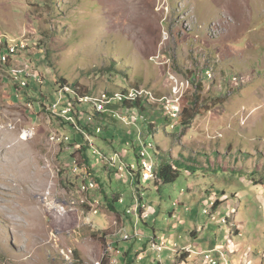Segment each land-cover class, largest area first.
<instances>
[{
    "label": "rangeland",
    "instance_id": "1",
    "mask_svg": "<svg viewBox=\"0 0 264 264\" xmlns=\"http://www.w3.org/2000/svg\"><path fill=\"white\" fill-rule=\"evenodd\" d=\"M11 48L16 60L5 61L9 71L0 69V264H101L104 256L118 264L113 241L122 253L139 242L142 259L134 264L159 258L174 264L168 234L184 244L178 236L198 227L194 249L239 239L245 259L264 264V0H0V54L11 57ZM25 75L38 80L27 88ZM60 78L103 104L113 94V103L137 95L153 105L145 115L157 119L154 135L139 117L133 125L118 123L112 145L103 130L93 139L98 153L89 152L90 173L102 181L95 191L79 190L85 176L79 152L65 143L70 134L51 97H43ZM233 82L240 83L229 88ZM176 102L187 107L185 126L161 118ZM127 135L136 139L131 147L123 146ZM147 135L142 148L149 141L159 153L153 147L142 153L137 139ZM133 144L155 165L162 157L179 162L174 182L141 181L147 224L135 225L124 213L137 194L125 168L127 160L137 164ZM114 151L122 159L117 155L111 166ZM114 194L121 198L111 204ZM213 198L211 216L203 208ZM234 222L244 226L242 237L233 234ZM134 229L141 240H119ZM152 236L166 242L160 253L149 248ZM219 253L212 252L216 264H243L242 253ZM194 257L188 264H203Z\"/></svg>",
    "mask_w": 264,
    "mask_h": 264
},
{
    "label": "trees",
    "instance_id": "2",
    "mask_svg": "<svg viewBox=\"0 0 264 264\" xmlns=\"http://www.w3.org/2000/svg\"><path fill=\"white\" fill-rule=\"evenodd\" d=\"M19 53H21V52H18L17 54H19ZM8 57H10V56H8ZM5 61L6 60H3L2 63L0 64V69L8 70L10 65H9V63H6ZM3 62H5V63H3ZM12 75L20 76L19 73L18 74H12L11 73V76ZM28 77L30 79L26 80V82L24 83V85L27 88L32 85V84L30 85V83L35 84L36 81L38 80V78L32 79V76H29V75H25L22 78H28ZM13 78L15 79V77H13ZM17 81L19 84H21L22 81H24V80L18 79ZM63 88H70L72 91H67V90L65 91V89H63ZM120 88L121 89H119V91H121L122 93H125L128 89V88H124V87H120ZM51 90L52 91H47V95H45V94L43 95V97H45V98L47 96L51 97L50 99H48L50 106L53 103H55L56 100L59 98L60 95H58V92L61 91V100L63 102L61 101L60 106H63L65 103L72 101L74 109L78 111V112H76V111L72 110V116L74 117L76 124L72 123L70 121H67L65 119L64 120L62 119L63 121L62 120L60 121V125H62L63 128L68 130V132L70 134V135H67L69 137V140L67 139V142H65V143H69V146H72L75 152H77V153L79 152L80 165H83V167L85 168V171H84L85 176H84L82 183L85 182L86 180L95 181L98 185V188L102 187V181L100 179V176H97L95 174L93 175L90 173L91 167L93 165V162H92L93 160H92L91 154L89 152H91V147H93V146L90 147V145H88V139H83V131L89 133L90 135H93L94 137H97L98 134L95 133L94 131H95V127L97 125H99V128L107 133V136H105V139L103 138L105 144L106 145H110V144L112 145L111 140L114 138L113 132L117 129L118 123H120L124 126H127V125L123 124L122 122H120V120L118 119L117 116L121 115V116H126L128 119L134 120V123H136V121H137V119H139V117L142 118L143 122H141V123L145 124L146 130L148 132L147 134L148 135H154V133H155L154 130H152V128L155 126L157 119L148 120V118L145 115V113H146L145 111L148 110V108L146 106L151 105L149 107V108H151L153 105L148 104L147 99L143 96H137L133 100L123 99V101H121L120 103H111V104L107 103L106 109L103 112V111H97L96 108L93 107V105L90 104L89 102L86 104V103L79 101V99L81 97H83L85 95L91 96L92 94L83 90L81 86H79L75 83H68V81H66L64 78H60L59 80H55L53 82V86L51 87ZM26 92H27V95L30 96L31 99L34 98V97H32V94H34L32 92V90L30 92H28V90H27ZM112 95H107L106 98H109ZM85 105H89L91 110L88 109ZM186 108H187L186 105L181 103L180 115L177 119V124L182 125V126L187 125L189 123V120H191V118L186 120L183 117V115L186 113ZM163 112H164V115L161 114L162 115L161 118L163 119V121L168 122L169 120H171L169 118L170 117L169 114L164 110V108H163ZM57 118L61 119V117H59V116H57ZM87 121H88V123H86ZM174 126H175V124H174ZM62 134L65 135V133H62ZM148 135L146 136L147 138L143 137V141H145V139L149 140ZM126 140H132V139L127 135ZM125 141L123 143V146L125 145ZM107 142L110 144H108ZM135 142H136V139H135ZM132 148H134L132 150V155L137 159V164L135 165L133 163L135 165V169L130 168V163H132V162H130V160L125 161V163L127 165V170L129 172V178L131 179V182L133 181V183H134L133 188H135V191L137 192V194H135V195L138 196L139 192H140L139 185L142 181L141 177H142V172H143V167L141 165L142 156L139 155L138 152H136V150H135V149L138 150L137 145L133 144ZM114 150H116V149H114ZM151 150H155V152L159 153L160 147L155 146V148L153 147V149H151ZM75 152H74V154H75ZM74 154L71 153L69 158H73ZM99 154H100L102 160H104V158H106V154L104 152L99 151ZM154 155H156V154L154 153ZM92 157H95V156H92ZM162 158H163V160L155 165L156 179H155V181H152V182H155L156 184H169V183L174 182L179 175V162L178 161L171 162V161L165 159L164 157H162ZM139 159H140V165H139ZM184 162L189 163V161H187L186 159L184 160ZM96 190H98V189H96ZM120 198L121 197L118 198L116 196V194H114L113 200L111 201V204H112V202L113 203L119 202ZM138 198L141 199L139 196H138ZM125 215H126V213H125ZM170 215L172 217L174 214H170ZM147 222L148 221L144 222V224H147ZM116 250L118 251V253H121V255H120L121 264H134L135 259H137L136 253L139 251L137 249L136 252L133 253V255H130L131 249L124 251L123 253L121 252L120 249H119L120 250V252H119L118 248H116ZM177 254L181 258H184V257L187 258L188 257V255L184 254V251H179V252H177ZM109 259H110L109 256H104L103 259L101 260L102 261L101 264H106Z\"/></svg>",
    "mask_w": 264,
    "mask_h": 264
},
{
    "label": "built area",
    "instance_id": "3",
    "mask_svg": "<svg viewBox=\"0 0 264 264\" xmlns=\"http://www.w3.org/2000/svg\"><path fill=\"white\" fill-rule=\"evenodd\" d=\"M14 55H15V48H12L11 57H4L3 54H0V64L2 63L3 60H16V59H14ZM12 74H15V73H12ZM239 83L240 82H233V83H228V85H229V88L230 87L234 88ZM58 95H60L59 98L50 107L53 108V111L55 112V114L57 116L61 117V119H59L60 121L62 119L63 120L65 119L67 121H70V122L76 124L75 119H67V112L68 111H72L73 110V111L78 112L77 110L74 109L72 101H70L68 103H65L63 106H60L61 105V101H62L61 100V91L58 92ZM93 107H95V106H93ZM168 109H169V111L172 114V119H178V110H180L179 103L176 102V106L168 107ZM120 122H122L125 125H133V124H135L133 121H131L129 119H127L126 121H120ZM86 123H88V121ZM171 127L174 128V124H172ZM101 131H102V129H100L99 125H97L95 127V131L94 132L99 134ZM94 138L95 137L93 135H90L89 133L83 131V139H88V145H95L94 142H93ZM67 139L69 140L68 136H67ZM131 141L132 140H126L125 141L127 147H131ZM133 141H135V140H133ZM137 141H141V149H143L142 148L143 137L139 136ZM136 152H137V150H136ZM113 155H120V154H117L115 151L112 152V154L108 158L109 164L111 166H112V162H113ZM121 159H122V156H121ZM147 159H148V172H149L150 171L151 159L148 156H147ZM139 165H140V159H139ZM125 168L127 170V165L126 164H125ZM130 168L131 169H135V165L133 163H130ZM127 173H128V176L127 175L126 176L129 178L128 170H127ZM120 177H123L122 173L120 174ZM81 184H82V182H81ZM96 184L97 183L95 181H93V189H94V191L96 190ZM73 197L74 196H72L71 198H73ZM68 201L71 202V199H69ZM215 202H216V198L211 199L209 201L208 208H206V207L203 208V213L210 214L212 216V212L211 211L214 208ZM143 205H144L143 202H141V200L136 195H134L133 196V202L131 204H129V206L126 207V209H125L126 215L134 217V224L135 225L137 223H139L140 221L146 222L151 217V216L150 217H143L142 216ZM184 207H185V210H190V208L187 205H184ZM91 211H92L91 214H97L98 213V210L96 208L92 209ZM173 217H174V215H173ZM88 222L90 223V219L89 218H88ZM134 224H133V226H134ZM131 238H138V239L141 240L140 232L137 229H134L133 235L131 236V235L128 234V232L126 230H123V235L120 236L119 240L120 241H127V240H130ZM111 245L113 246V251H115V253H116V247H115L114 241L111 243ZM149 248H150V250H155L158 253H160L163 248H166V242H165V240H161V241L158 242L155 238H150L149 239ZM187 249H194V248H193L192 245H188L187 247L182 249V251L184 250L185 252H187ZM212 252H213V250L199 251V252H197V255L201 256V260L202 259H210V264H215V258L212 256ZM120 255H121V253H118V264H121L120 263ZM137 258L138 259H142L141 254L138 255Z\"/></svg>",
    "mask_w": 264,
    "mask_h": 264
},
{
    "label": "crops",
    "instance_id": "4",
    "mask_svg": "<svg viewBox=\"0 0 264 264\" xmlns=\"http://www.w3.org/2000/svg\"><path fill=\"white\" fill-rule=\"evenodd\" d=\"M225 202H223L220 207L224 206ZM263 208H264V200H263ZM172 226L174 228H178V225L176 222H174L172 224ZM202 228V227H201ZM233 230H234V235H237V237H242L243 236V230H244V226L242 224H237L236 222L233 223L232 226ZM193 231H195L194 233H192ZM198 231H199V227L195 228L194 230L190 231L188 235L184 236H178L177 239H180L181 242L184 241L185 243H179L177 242L178 240H176L175 238V234H168V242H171V247H167V250L169 251V257L172 258L173 263L174 264H188V260L192 257V256H197L194 257L196 263L197 262H201L204 264V260H201V257L197 255V252L199 251H209V250H213V252H216L219 254V251H222L225 254V257L227 255V253H238L241 254L243 256V264H250L251 262L247 259H245L246 255H247V250L243 245V242L241 240H237L234 241L231 238H227V242L222 243V242H218L216 243L214 246H210V247H203L201 245H195V249H193V253L190 254L187 258H181L177 253L178 250H182L185 247H187L188 245H192L191 241L194 240H198ZM153 232L155 233L154 229ZM151 238H155V236H152ZM230 239V240H229ZM112 241V240H111ZM139 244V242H137L136 244L130 243L128 245H126L124 248H122L123 251H126L127 249H131L130 255H133L134 252H136V250L138 248H136V245ZM141 244V243H140ZM140 246V245H139ZM193 246V245H192ZM126 248V249H125ZM228 248V250H227ZM264 257V256H263ZM207 262V260H206ZM217 263V261H215V264ZM152 264H163L162 260L159 258L157 260H155ZM208 264V262H207Z\"/></svg>",
    "mask_w": 264,
    "mask_h": 264
},
{
    "label": "bare ground",
    "instance_id": "5",
    "mask_svg": "<svg viewBox=\"0 0 264 264\" xmlns=\"http://www.w3.org/2000/svg\"><path fill=\"white\" fill-rule=\"evenodd\" d=\"M11 50H12V48H11ZM207 73H206V75L209 77V76H212V73H210V72H208V71H206ZM69 87V86H68ZM63 89H65V91L67 90V91H72L70 88H63ZM136 96L137 95H135L134 97H132V98H136ZM115 97H117V99L118 100H120V98H119V96L118 95H115ZM126 98H128V97H126ZM104 100L106 101V103L105 104H103V103H101L100 101H98L97 99H93L92 97H88V96H83V97H81L80 99H79V101H81V102H91V104L93 105V106H95V108H96V110L97 111H103L104 112V110L106 109V104L107 103H109V104H111V103H113L114 101H113V98L111 97V98H104ZM168 107H174V106H172V105H169V104H167V106L166 107H164V109H165V111L169 114V116L172 118V114H171V112L169 111V109H168ZM179 110H178V116H179ZM67 119H74V117L72 116V111H68L67 112ZM119 119H120V121H126L128 118L126 117V116H119ZM129 120H131V119H129ZM131 121H133V120H131ZM60 137V136H59ZM24 139H26V138H24ZM65 139L67 140V136L65 137ZM65 142V141H64ZM144 143V142H143ZM93 146V145H92ZM144 148H143V150L144 151H142V153L143 152H146V149L148 148V147H153V145H152V143L151 142H147V143H145L144 145ZM92 150V152H95L94 154H97L98 153V150L97 149H95V148H93V149H91ZM115 157H117V155H113V160L115 159ZM151 159V158H150ZM117 161V160H116ZM141 165H142V167H143V172H142V177H141V180H144V181H147V180H150V179H156V172H155V164H154V162H153V160L151 159V163H150V171L148 172V159H147V157H142V159H141ZM96 188H97V185H96ZM90 189H93V182L92 181H90V182H87V183H82L80 186H79V190L81 191V192H89L90 191ZM144 206V205H143ZM60 209H62V210H64L65 211V207H64V205H62V206H60ZM149 215H150V212L146 209L143 213H142V216L143 217H149ZM187 251L188 252H193V249H187ZM207 262H208V264H210V259H207Z\"/></svg>",
    "mask_w": 264,
    "mask_h": 264
}]
</instances>
